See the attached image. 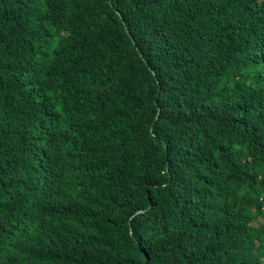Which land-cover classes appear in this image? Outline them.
<instances>
[{
  "label": "trees",
  "instance_id": "1",
  "mask_svg": "<svg viewBox=\"0 0 264 264\" xmlns=\"http://www.w3.org/2000/svg\"><path fill=\"white\" fill-rule=\"evenodd\" d=\"M0 264H264V0H0Z\"/></svg>",
  "mask_w": 264,
  "mask_h": 264
}]
</instances>
